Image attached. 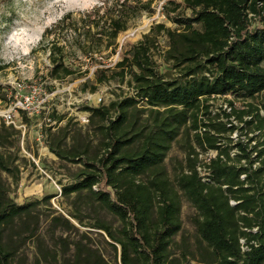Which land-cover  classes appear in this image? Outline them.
Returning a JSON list of instances; mask_svg holds the SVG:
<instances>
[{
	"label": "trees",
	"instance_id": "16d2710c",
	"mask_svg": "<svg viewBox=\"0 0 264 264\" xmlns=\"http://www.w3.org/2000/svg\"><path fill=\"white\" fill-rule=\"evenodd\" d=\"M152 5L153 0H101L90 11L78 17L68 14L47 28L41 44L53 38L48 46L50 80L63 82L90 72L68 65L67 60L83 56L94 66L105 52L117 53L119 36ZM162 8L178 29L158 24L129 51L120 53L121 61L113 68L98 65L93 69L97 84L130 76L137 95L86 108L91 120L99 117L106 122L101 129L103 152L85 160L76 181L64 186L62 193L79 198L85 193L91 202L120 219L119 230L101 219L91 227L116 251L119 247L121 264H191V260L264 264V139L237 143L234 146L240 154L234 158L230 149L219 144L220 134L237 128L229 126L230 114L224 113L227 122L201 119L212 115V97L259 100V105L250 103L247 110H234L233 115L252 132L264 135V0H167ZM162 32L169 40L168 60L174 61L175 68L186 65L187 82L171 81L156 68L151 47ZM141 100L146 101L144 108L137 107ZM133 110L139 115L147 113L149 122L134 120ZM201 126L206 129L203 134L196 132ZM10 129L0 124V146L10 143ZM46 135L50 151L61 160L79 163L89 153L88 148H66L64 132L57 137L50 127ZM180 137L186 139V159L173 181L166 158ZM195 144L202 150L218 151L207 166L210 182H204L197 169ZM0 168L11 172L2 154ZM180 192L197 211V237L194 253L183 238L177 256L176 239L182 232ZM35 206L17 205L0 181V264H13L22 235V229L14 225L17 220L22 225L30 222ZM53 221L71 226L63 217ZM59 240L65 254L62 264H108L84 241L75 243L69 259L65 257L70 250L68 241ZM39 248L48 261L46 248L43 244Z\"/></svg>",
	"mask_w": 264,
	"mask_h": 264
},
{
	"label": "rangeland",
	"instance_id": "374dc122",
	"mask_svg": "<svg viewBox=\"0 0 264 264\" xmlns=\"http://www.w3.org/2000/svg\"><path fill=\"white\" fill-rule=\"evenodd\" d=\"M100 1L0 0V67L3 68L0 70V109L7 108L15 98L21 99L26 95L33 96L34 101L30 112L19 113L18 120L23 128L17 129L7 126L3 121L0 122L11 127L12 135L9 144L0 146V154L4 156L6 164L11 169L9 173L0 168V181L17 205L36 203L30 222L22 225V222L17 220L14 225V229H22V235L17 243L19 251L13 264H62L65 254L63 245L60 244V237L68 241L70 250L65 257L69 259L75 252V243L84 241L85 244L99 251L108 264H121L119 247L116 251L100 236V231L91 227L101 219L112 225L113 229L119 230L122 227L120 219L102 209L99 203L91 202L85 193L80 198L76 194L65 197L62 189L76 181V177L85 167V160L94 159L103 152L104 136L101 129L106 122L99 117L91 120L92 114L86 108L122 101L132 92L130 76L124 81L116 79L97 84L93 69L98 65L113 68L121 61L120 53L123 54L133 45L138 44L156 25L164 23L172 30L178 29V26L165 19L161 13L162 6L167 0H153L152 8L144 10L139 18L132 21L130 29L119 36L117 53L105 52L94 66H91L90 60L83 56L75 60H67L68 65L83 70L89 69L90 72L69 77L63 82L50 80L48 46L53 38L41 44L44 31L52 28L68 14L78 17L80 13L90 11ZM184 14L187 17L191 15L190 11ZM135 30L140 31V36L133 35ZM154 39L157 42L151 47V53L158 71L171 81L187 82L190 78L184 76L186 65L175 68L174 61L168 60L170 48L167 36L162 32ZM92 86H96L97 89L92 90ZM100 98L103 99L101 103H99ZM230 103H233V107ZM250 103L259 105V100H243L233 95L218 98L209 102V111L212 115L202 116L205 122L211 118L227 122L224 112L230 113L232 124L229 126L234 125L238 129L236 128L232 133L220 134L219 144L222 148L230 149L234 158L238 150L234 145L237 143H247L250 138L259 141L264 139L263 133L258 130L252 132L233 115L234 110H247ZM145 106L141 103L137 107ZM133 115V119L140 123L146 125L147 121L149 122L147 113L139 115L133 110ZM113 117H116V113H113ZM48 119L51 120L52 125H48L50 124ZM50 127L57 137L63 132L68 135L64 143L66 148L80 150L88 148L89 153L84 161L72 163L61 160L53 154L47 144L46 132ZM195 145L197 151L202 154L203 161L211 157V153H203L201 148ZM185 149L186 139L180 137L166 158V167L173 181L185 164ZM179 195L182 232L176 239L179 243L174 249L177 256L181 254L180 242L183 238L187 239V245L191 253H194L197 237L195 226L197 211L181 192ZM48 196L52 198L46 202L45 198ZM55 217L67 219L71 226L55 224L53 221ZM40 244H43L47 250L48 261L43 258ZM191 264L199 263L191 260Z\"/></svg>",
	"mask_w": 264,
	"mask_h": 264
},
{
	"label": "built area",
	"instance_id": "2783aa9c",
	"mask_svg": "<svg viewBox=\"0 0 264 264\" xmlns=\"http://www.w3.org/2000/svg\"><path fill=\"white\" fill-rule=\"evenodd\" d=\"M162 10H163V8L161 9V13H162V15H164ZM164 18L167 19L166 17H164ZM140 34L141 33L138 30L133 31V35L140 36ZM131 95L135 96V95H137V92L132 90ZM230 96L231 95H228V96H225V97H230ZM225 97L217 96V97H212V99L215 100V99H218V98H225ZM102 100L103 99L100 98L99 99V103H101ZM213 100H211V101H213ZM33 102H34L33 101V96H31V95L23 96L21 99L15 98L13 101H11L9 103L7 108L0 109V122L3 121L7 126H13V127L17 128V129L23 128L24 126L21 125L20 121L18 120L19 119V113L21 111L30 112L33 109L32 108L33 107ZM145 102H146L145 100H141V102L139 104L145 103ZM228 109H229V112H230V107H228ZM224 113H226V111ZM211 114H212V112H211ZM201 119H202V116H201ZM48 122H50V124H48V125H52L50 119H48ZM205 130L206 129L201 126L199 128V130H197L196 132L199 133V134H203ZM200 150L203 153H208V152L211 153V157H209L208 159L203 161L202 160V154L197 151L198 152V159H199V162L197 164V169H198V171L200 173V176L202 177V180L204 182H210V178H209L210 177V173L208 171L207 166L210 164L212 159L217 158L218 151L214 150V149H209V150L200 149ZM235 154L236 155L240 154L239 150H237ZM253 156L255 157L256 154H254ZM242 163L245 164L246 161L243 160ZM254 167H256V165ZM242 243H243V241H242Z\"/></svg>",
	"mask_w": 264,
	"mask_h": 264
}]
</instances>
